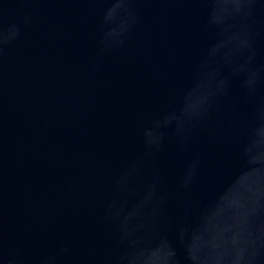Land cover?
Returning a JSON list of instances; mask_svg holds the SVG:
<instances>
[{
	"label": "water",
	"instance_id": "water-1",
	"mask_svg": "<svg viewBox=\"0 0 264 264\" xmlns=\"http://www.w3.org/2000/svg\"><path fill=\"white\" fill-rule=\"evenodd\" d=\"M134 6L139 22L131 39L101 52L104 33L123 16L105 22L112 0H0V198L8 251L22 246L29 264L48 253L60 264H76L114 251L112 229L102 223L112 180L144 151L145 114L178 102L199 58L220 39L205 27L203 3L137 0ZM224 106L240 119L249 113L236 79ZM236 151L235 144L198 135L190 151L178 154L170 137L156 156L161 191L171 197L161 223L181 264L189 262L178 223L195 228L202 208L241 170ZM193 153L202 156L197 181L190 192H177ZM150 178L146 167L132 200ZM192 243H199L195 232ZM64 245L70 251L61 254ZM168 255L161 243L154 264H167Z\"/></svg>",
	"mask_w": 264,
	"mask_h": 264
},
{
	"label": "clouds",
	"instance_id": "clouds-1",
	"mask_svg": "<svg viewBox=\"0 0 264 264\" xmlns=\"http://www.w3.org/2000/svg\"><path fill=\"white\" fill-rule=\"evenodd\" d=\"M137 0H112L104 17L110 23L100 41L101 52L118 49L131 39L139 22ZM179 2V0H168ZM207 5L206 29L220 37L199 58L192 84L177 102L170 99L160 112L145 114L142 129L144 151L129 159L112 180L110 198L105 201L102 223L111 227L114 251L80 258L76 264H154L153 250L165 244L167 264H181L177 250L162 227L170 194L161 191L162 175L156 156L172 137L178 154L190 151L194 138L205 135L212 141L236 145L242 168L218 198L205 205L199 220H181L177 226L189 264H264V0H193ZM28 18H25V23ZM13 36L20 29L12 25ZM3 49L0 48V58ZM239 81L243 101L249 105L246 118L226 109L232 81ZM202 156L193 153L181 174L177 192H190L200 173ZM146 167L151 178L136 192ZM218 212L213 222L208 217ZM199 243L193 247V234ZM70 251L67 245L61 254ZM0 264H29L23 248L8 251L5 239L3 203L0 198ZM36 264H60L57 254L48 253Z\"/></svg>",
	"mask_w": 264,
	"mask_h": 264
}]
</instances>
